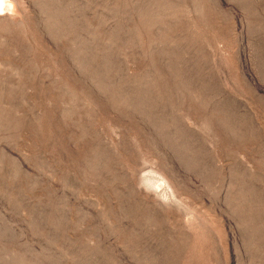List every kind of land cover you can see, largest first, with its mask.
I'll return each mask as SVG.
<instances>
[{
    "label": "rangeland",
    "instance_id": "1",
    "mask_svg": "<svg viewBox=\"0 0 264 264\" xmlns=\"http://www.w3.org/2000/svg\"><path fill=\"white\" fill-rule=\"evenodd\" d=\"M5 2L0 264H264V0Z\"/></svg>",
    "mask_w": 264,
    "mask_h": 264
},
{
    "label": "bare ground",
    "instance_id": "2",
    "mask_svg": "<svg viewBox=\"0 0 264 264\" xmlns=\"http://www.w3.org/2000/svg\"><path fill=\"white\" fill-rule=\"evenodd\" d=\"M0 8H2V10H4L6 8V2H5V0H0Z\"/></svg>",
    "mask_w": 264,
    "mask_h": 264
}]
</instances>
